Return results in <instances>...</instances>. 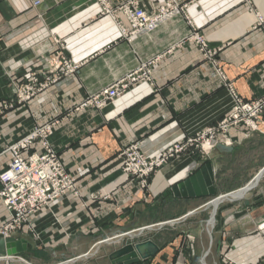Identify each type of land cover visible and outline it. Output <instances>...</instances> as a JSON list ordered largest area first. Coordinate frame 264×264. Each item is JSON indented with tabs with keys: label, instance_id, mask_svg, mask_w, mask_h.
<instances>
[{
	"label": "crops",
	"instance_id": "obj_1",
	"mask_svg": "<svg viewBox=\"0 0 264 264\" xmlns=\"http://www.w3.org/2000/svg\"><path fill=\"white\" fill-rule=\"evenodd\" d=\"M153 1L161 0L143 4L149 8ZM179 1L188 4L194 27L217 50V67L195 42L184 40L190 26L183 16L127 41L112 18L100 13L98 0H0V100L11 98L14 84L30 73L54 78L0 116V122L8 119L0 126V171L11 157L8 145L23 131L59 117L50 140L75 186L31 217L33 232L23 227L15 234L31 249L11 264H57L104 238L115 241L123 232L172 218L176 221L144 232L160 249L136 264L264 263V227L259 226L264 172L249 190L232 195L264 166V115L258 130L230 127L222 144L231 150L217 144L207 157L182 153L152 173L147 187L120 169L119 153L129 143L138 141L154 157L164 146L216 126L233 104L227 84L244 100L264 95V0H251L253 10L243 0ZM255 12L262 15L261 23ZM63 56L76 68L64 75L62 67L51 71ZM149 61L153 86L138 82L104 108L75 109ZM208 163L215 193L190 196L195 187L201 189ZM197 172L200 180L190 184L191 192L179 187ZM224 195L215 209L207 206L212 197ZM7 214L0 202V224ZM120 243L106 244L72 264H109L101 254Z\"/></svg>",
	"mask_w": 264,
	"mask_h": 264
},
{
	"label": "built area",
	"instance_id": "obj_2",
	"mask_svg": "<svg viewBox=\"0 0 264 264\" xmlns=\"http://www.w3.org/2000/svg\"><path fill=\"white\" fill-rule=\"evenodd\" d=\"M143 1L126 0L112 5L106 0H98V3L100 13L112 18L121 37L127 41L150 34L164 23L183 16L190 26L184 40L195 42L203 57L209 59L212 65L218 66L215 58L217 50L212 49L205 36L194 27L192 19L187 14L186 2L153 1L149 8H146ZM243 1L252 9L251 0ZM35 3L37 4L38 1ZM255 14L257 21L261 23L262 15L259 12ZM152 65L153 61L141 62L115 83L86 98L75 109L88 106L104 108L138 82H147L153 86ZM60 67L63 68L60 73L64 75L72 72L76 64L63 56L52 65L50 70L58 72ZM222 77L224 78L223 75ZM53 80L54 78L49 75L30 73L24 80L14 84L17 101L30 99ZM227 87L233 98V104L216 126H206L182 140L174 141L161 148L154 157H148L138 141L129 143L119 153L121 172L136 180L140 186L147 187L150 175L180 154L197 153L203 157L209 156L217 144L227 142L230 127L243 124L252 130H258L256 119L264 112V95L255 100H244L230 84H227ZM60 122L61 118L55 117L43 123H35L28 133L8 145L6 150L10 152L11 157L7 166L0 171V202L8 214L0 224V238L15 236L23 227H28L29 231L33 232L32 216L50 207L68 192L75 191L74 178L66 169L50 140ZM259 226L264 227V222ZM12 258L14 256L4 255L0 256V261L2 264H11Z\"/></svg>",
	"mask_w": 264,
	"mask_h": 264
},
{
	"label": "water",
	"instance_id": "obj_3",
	"mask_svg": "<svg viewBox=\"0 0 264 264\" xmlns=\"http://www.w3.org/2000/svg\"><path fill=\"white\" fill-rule=\"evenodd\" d=\"M217 146L223 149L231 150V147H228L222 143H219ZM207 168L209 169V171L208 174H204L203 182L200 181V190L195 187V193H192L189 188L190 184H193L195 186V181L198 179L200 180V172H197L195 175H192L186 180H184L182 183L179 184V187L183 188L184 186H186L187 188H189V191L191 192V194H189L190 196L213 195L215 193V187L214 177L210 170V163L207 164ZM202 171L204 172V169H202ZM263 172L264 166L257 172V174L249 183L233 192L232 195H239L249 190L258 181ZM229 195L230 194H228L227 196ZM183 196L186 197V194H184ZM227 196H214L209 199L206 204L207 206H210L215 209L216 204ZM175 221L176 220L172 218L164 222H160L156 226L147 225L136 231L123 232L120 236L115 238V241H111L108 240V238H104L84 254L78 255L68 260H64L57 264H72L77 260L92 256L96 251L100 250V248L106 244L115 245L117 242H121L120 245L112 246L107 251H104L100 256L101 260H109V264H136L140 260H145L154 256L160 249L158 244L154 242L151 238L143 236L144 232L160 228L168 223H172ZM29 249H31V244L25 238H16L14 236L8 237L6 239L0 238V256L8 255L15 257L17 256V254H20ZM96 264L99 263L97 262Z\"/></svg>",
	"mask_w": 264,
	"mask_h": 264
},
{
	"label": "rangeland",
	"instance_id": "obj_4",
	"mask_svg": "<svg viewBox=\"0 0 264 264\" xmlns=\"http://www.w3.org/2000/svg\"><path fill=\"white\" fill-rule=\"evenodd\" d=\"M37 94V93H36ZM35 94V95H36ZM34 95V96H35ZM33 97V96H32ZM31 97V98H32ZM30 98V99H31ZM30 99H27V100H24V101H20V102H18L17 101V98H16V95L14 94V92H13V95H12V97L11 98H5V99H1L0 100V116L1 115H3V116H5V114H6V112L9 110V109H11V107H12V105L14 104H19V103H23V102H26V101H28V100H30ZM11 104V105H10ZM13 105V106H14ZM4 106H7V107H4ZM262 115H264V112L262 113V114H260L258 117H257V124H258V119L262 116ZM8 119H7V117H5L4 118V120L2 121V122H0V126L1 125H3V124H5L6 123V121H7ZM34 126V124L30 127V128H28L27 130H25V131H23L22 133V135L21 136H23L24 134H26V133H28L31 129H32V127ZM247 127V126H246ZM255 130H257V129H255ZM2 264V263H1Z\"/></svg>",
	"mask_w": 264,
	"mask_h": 264
}]
</instances>
